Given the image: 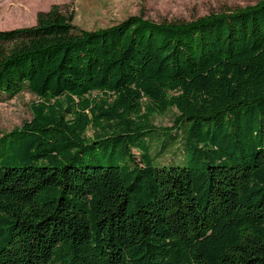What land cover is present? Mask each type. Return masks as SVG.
Listing matches in <instances>:
<instances>
[{
  "label": "trees",
  "instance_id": "obj_1",
  "mask_svg": "<svg viewBox=\"0 0 264 264\" xmlns=\"http://www.w3.org/2000/svg\"><path fill=\"white\" fill-rule=\"evenodd\" d=\"M73 19L54 4L0 30V93L38 97L0 136V264H264V0L94 30ZM169 107L185 154L156 166L125 132ZM108 126L133 137L130 162L65 163Z\"/></svg>",
  "mask_w": 264,
  "mask_h": 264
},
{
  "label": "rangeland",
  "instance_id": "obj_2",
  "mask_svg": "<svg viewBox=\"0 0 264 264\" xmlns=\"http://www.w3.org/2000/svg\"><path fill=\"white\" fill-rule=\"evenodd\" d=\"M259 0H0V30L13 29L34 25L38 13L48 10L54 4L62 6L63 10L72 13L73 23L84 30L104 28L118 23L131 15H143L156 21L192 20L212 11H222L236 7L253 5ZM65 97V96H64ZM69 97V96H67ZM38 97L28 88L15 94L0 93V136L13 128L20 127L32 119L31 105ZM62 98L58 106L66 104ZM179 111L169 107L166 111H150L146 116H131L141 125L125 134L137 133L145 138L147 151L153 157V164L182 165L181 155L184 156L183 129L177 135L175 118ZM172 126V128H171ZM181 126V125H180ZM182 127V126H181ZM101 128H105L102 126ZM106 134L97 135V144L82 149L79 157H69L65 163L76 165H111L131 161L125 156L127 145L132 144L128 135L120 136L121 131L106 127ZM180 128V127H179ZM143 132L142 134H140ZM94 135V129L89 130L88 136ZM108 135L110 139L104 138ZM180 141V145H179ZM181 148V153H180ZM75 152V151H73ZM181 154V155H180ZM43 163V162H41Z\"/></svg>",
  "mask_w": 264,
  "mask_h": 264
}]
</instances>
